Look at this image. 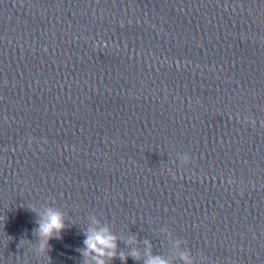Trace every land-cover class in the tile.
Wrapping results in <instances>:
<instances>
[{"label":"clouds","instance_id":"clouds-1","mask_svg":"<svg viewBox=\"0 0 264 264\" xmlns=\"http://www.w3.org/2000/svg\"><path fill=\"white\" fill-rule=\"evenodd\" d=\"M36 213V227L33 230L37 242L34 244V252L37 256L48 254L50 251L49 241L53 238H61L62 231L67 227L65 214L59 208L47 205L43 208L33 207L30 209ZM92 224L83 230L86 239L83 241L84 248L78 249L81 256L84 257L83 264H109L110 261L119 259L122 264H127L129 256L136 261L141 259V253L138 249L133 248L127 255L124 252H118V237L112 230L103 224L99 219L92 217ZM137 242L135 237L130 238L127 243ZM148 249L144 253V264H170L162 256H153L151 244L145 241ZM183 264H195L190 253H181Z\"/></svg>","mask_w":264,"mask_h":264}]
</instances>
